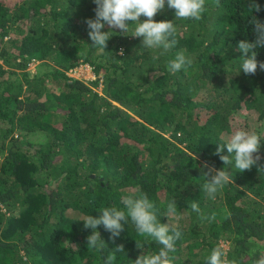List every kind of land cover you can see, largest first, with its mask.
<instances>
[{"label": "trees", "instance_id": "1", "mask_svg": "<svg viewBox=\"0 0 264 264\" xmlns=\"http://www.w3.org/2000/svg\"><path fill=\"white\" fill-rule=\"evenodd\" d=\"M254 2L261 11L249 12L250 0H206L199 21L176 20L166 4L154 19L174 22L177 44L160 55L131 36L134 25L114 30L105 52L91 47L83 21L95 16L93 0H0V264H103L121 244L116 264L158 252L154 242L136 247L144 238L130 220L114 241L97 229L102 253L87 248L83 217L140 193L161 213L175 199L182 215L172 225L183 235L174 264H205L217 246L242 264L264 254V174L213 155L248 110L261 121L264 158V71H239L237 47L254 42L252 17L264 22V0ZM181 51L193 62L172 74L168 61ZM256 51L264 62V48ZM82 64L94 80L69 75ZM205 163L230 172L215 200L202 191ZM191 202L215 219L201 220Z\"/></svg>", "mask_w": 264, "mask_h": 264}, {"label": "clouds", "instance_id": "2", "mask_svg": "<svg viewBox=\"0 0 264 264\" xmlns=\"http://www.w3.org/2000/svg\"><path fill=\"white\" fill-rule=\"evenodd\" d=\"M93 3L96 5L94 18L85 19L83 22L87 26L88 37L92 41L91 47L101 53L105 52L112 34L116 33L114 30L125 34L129 31L130 26L134 25L131 36L141 38L142 48L158 49L161 50L160 55H165L177 44L175 39L177 28L174 22H156L154 19L158 13L165 9V5L167 4L168 9L175 10L176 20L199 21L206 11V0H93ZM216 3L218 5L219 0H216ZM248 11L251 13L261 11L260 5L254 0H250ZM141 17L145 18L143 22H141ZM250 23L254 25V42L242 40L237 46L238 51L242 53L239 71L245 75H255L258 69L264 71V62L257 60L256 51V49L264 48V22L252 17ZM105 26L108 27V31H103ZM123 54L124 50L120 49L118 55L122 56ZM192 62V59L186 57L181 51L176 53L174 59L168 61L167 68L170 73L176 74L181 70H186ZM74 70L76 68L69 72L72 73ZM72 77L74 76L72 75ZM225 147L228 155L222 154ZM260 148L261 137L258 133L238 129L227 138L226 142L217 144L213 155L218 156L224 165L234 166L241 173L251 170L255 166L258 173L264 174V163H261L264 158L259 154ZM203 168L207 171L203 172L206 180L202 185V191L208 199L215 200L218 192L232 182L230 172L225 169L217 170L207 163L203 165ZM120 202L123 209L103 207L99 210L102 215L83 217L84 228L91 229V234L86 237L88 250L102 253L107 247L101 238V233L97 231L100 226H103L104 230L111 234L110 239L114 241L120 236L124 225L130 220L137 235L144 238L136 241L138 249L143 250L145 244L152 242L160 246L158 252L142 253L135 261H132V264H174V258L170 256V253L175 251V244L182 238L183 233L178 227L169 223H161L159 218L161 216L176 220L181 218L182 214L177 210L175 199L168 202L166 211L163 213L146 193H140L138 196L123 195ZM189 207L201 220L211 222L215 219V214L210 217L205 216L196 202H191ZM255 252L256 250L253 249L250 255H254ZM118 253H125L124 245L115 247L104 258L103 264H116ZM205 264H242V261L228 259L225 248L217 246L205 258ZM252 264H264V254L254 257Z\"/></svg>", "mask_w": 264, "mask_h": 264}, {"label": "rangeland", "instance_id": "3", "mask_svg": "<svg viewBox=\"0 0 264 264\" xmlns=\"http://www.w3.org/2000/svg\"><path fill=\"white\" fill-rule=\"evenodd\" d=\"M36 66L37 63L32 62L29 65V69L32 72L36 71ZM69 74L74 77H78V78H83L84 80L90 82L92 80H94L96 78V75L94 74V72L92 71V68L89 65H80L78 67H76L75 72H69ZM11 78H15V75H11ZM91 84V83H89ZM97 91H99L100 93L102 92V84L98 87L95 88ZM196 112L199 113L200 119L201 121H205L207 116L205 113L204 109H196ZM234 130H238V129H243V130H248L250 132H258L257 131V127H261V121H259L258 118V114L255 112H249L248 110H242L239 114H237L236 119L234 120ZM238 125V126H237ZM169 224H175L177 223V220L174 218H170L168 220ZM225 247H228L225 244Z\"/></svg>", "mask_w": 264, "mask_h": 264}, {"label": "built area", "instance_id": "4", "mask_svg": "<svg viewBox=\"0 0 264 264\" xmlns=\"http://www.w3.org/2000/svg\"><path fill=\"white\" fill-rule=\"evenodd\" d=\"M74 71H75V70H74ZM74 71H73V72H74Z\"/></svg>", "mask_w": 264, "mask_h": 264}]
</instances>
